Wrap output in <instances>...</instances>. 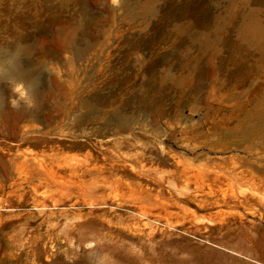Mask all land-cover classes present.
<instances>
[{"label":"rangeland","instance_id":"rangeland-1","mask_svg":"<svg viewBox=\"0 0 264 264\" xmlns=\"http://www.w3.org/2000/svg\"><path fill=\"white\" fill-rule=\"evenodd\" d=\"M41 1L0 0L1 46L11 25L46 15ZM81 1L83 12L58 13L53 37L41 38L56 54L38 73L58 84L41 120L29 114L35 100L3 105L0 264H264V121L251 105L235 111L264 73L247 75L215 33L194 45L200 59L186 52L190 39L172 40L189 20L218 30L234 0ZM77 25L84 52L65 38ZM88 112L97 118L78 127ZM19 148L65 160L53 180L16 167ZM88 163L103 172L73 173Z\"/></svg>","mask_w":264,"mask_h":264},{"label":"bare ground","instance_id":"bare-ground-1","mask_svg":"<svg viewBox=\"0 0 264 264\" xmlns=\"http://www.w3.org/2000/svg\"><path fill=\"white\" fill-rule=\"evenodd\" d=\"M54 1L55 0H42L40 2L41 5L45 7L44 13L46 15H40L38 19L31 22V27H19L20 29H16L17 26L14 28V24L11 25L12 29H10V32L13 36V42L9 46L6 45V47L0 45V49L16 48L18 45L24 46L22 49L18 50L23 53L24 58L22 62L16 65L13 71L9 73V77L13 79V82L15 80L24 79L29 83V90L32 92L36 103V107L30 110L29 114L36 120H41V116L46 111L48 99L58 91V84L55 81L45 79V77L38 73L39 69L47 65V63H45L46 61H43V58L53 57V55L56 54L44 46L45 44L41 42V38L53 37L54 25L57 21H60V17L57 15L58 13L63 10L75 11V8H77L79 12L84 11L83 2L81 0H61L58 3ZM30 7L31 9H37L35 4L30 5ZM227 7L228 8L225 10L224 22L218 30H213V32H199L195 30L193 26L196 22L194 20H189L178 24L175 28L176 30L174 31L172 40L176 41L184 37L190 39L191 45L186 47V52H190L193 58L200 59L202 55L201 50L194 51V45L203 39L211 37L212 33H215L216 42L220 47L219 50L225 52L229 60L238 65L241 70H245L247 75L264 73V0H234V2L228 4ZM221 17L219 15V17L216 18L218 20ZM216 23L217 22H215V24ZM86 32L83 25L73 26L71 30L67 31L65 38L70 40V43L75 46L78 42H81L83 44L81 46L82 51L84 52L89 47L88 43L84 44L86 42L85 38L87 39ZM175 44L176 43H174V45ZM31 55H37L38 59L31 60ZM188 76H190V73ZM203 86L205 85L200 82L198 87L204 89L205 87ZM7 102H10L9 96H0L1 125L7 121V116L3 109V105H6ZM250 105L253 106V113L264 121V87H260L258 90L251 92L249 98L244 103L238 104L235 111L240 112ZM210 109L212 112L215 111L214 108L210 107ZM23 115V109L16 110L13 115L14 124H18ZM91 115L93 114L88 112L85 116H82L77 123L78 127L86 126L90 121L93 122L92 119L95 120V118H97H92ZM45 117L44 119L48 124L51 121V116L45 114ZM60 146H62V144ZM61 155L60 151H55L50 154H39L31 150H21V148H19L12 157L11 162L20 169L46 174L54 180V167H62L63 161L65 160ZM49 165H51L50 168ZM103 170V166L88 163L80 169L73 168L72 171L74 174H78L80 179H85L88 176L100 175Z\"/></svg>","mask_w":264,"mask_h":264},{"label":"clouds","instance_id":"clouds-1","mask_svg":"<svg viewBox=\"0 0 264 264\" xmlns=\"http://www.w3.org/2000/svg\"><path fill=\"white\" fill-rule=\"evenodd\" d=\"M112 3L116 4L117 0H112ZM23 47V45H18L16 48L0 49V82L10 85V92L12 93L10 104L14 108L21 105L31 108L34 105V96L29 91V83L24 79L13 82V79L9 77V73L24 58L23 53L18 51ZM182 258H187V254H182Z\"/></svg>","mask_w":264,"mask_h":264}]
</instances>
